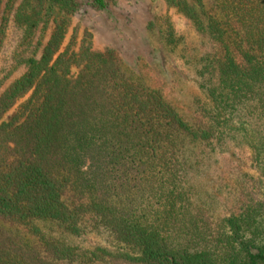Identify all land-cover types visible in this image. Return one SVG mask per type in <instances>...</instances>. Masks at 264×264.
<instances>
[{"label": "trees", "instance_id": "trees-1", "mask_svg": "<svg viewBox=\"0 0 264 264\" xmlns=\"http://www.w3.org/2000/svg\"><path fill=\"white\" fill-rule=\"evenodd\" d=\"M163 1L205 45L186 115L115 48L61 50L78 0L6 1L0 44L11 15L34 49L0 92V264H264V0ZM230 147L256 169L219 206Z\"/></svg>", "mask_w": 264, "mask_h": 264}, {"label": "rangeland", "instance_id": "rangeland-1", "mask_svg": "<svg viewBox=\"0 0 264 264\" xmlns=\"http://www.w3.org/2000/svg\"><path fill=\"white\" fill-rule=\"evenodd\" d=\"M6 1L0 0V22ZM78 2L79 8L72 16L61 50L65 47L76 49L85 38L95 49L113 47L122 66L138 73L146 84L160 88L181 113L190 114L194 101L203 98L196 69L205 48L190 20L175 8L168 7L163 0H107L105 11L95 9L90 0ZM169 23L176 39L173 45L165 42ZM49 33L50 29L43 34L42 43H45ZM33 49L21 44V29L14 24L10 15L0 44V92L25 70L24 64L19 62L30 56ZM38 54L39 50L36 52ZM23 99L20 98L4 113L2 120L13 119ZM247 157V151L241 155L233 147L217 154V162L213 164L214 176L208 179L210 186L222 189L221 194L217 193L219 206L221 199L222 204L229 203L225 195L229 196L236 171L247 169L255 172L256 168ZM0 224H3L1 220ZM4 225L17 227L6 222ZM40 225L53 229V225L48 223L41 222ZM17 229L23 230L22 227ZM89 240L101 243L98 236Z\"/></svg>", "mask_w": 264, "mask_h": 264}]
</instances>
